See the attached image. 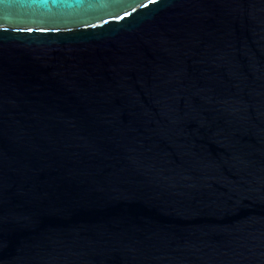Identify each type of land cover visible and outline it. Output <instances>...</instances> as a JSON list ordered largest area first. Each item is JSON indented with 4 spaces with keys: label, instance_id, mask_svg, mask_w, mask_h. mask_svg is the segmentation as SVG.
<instances>
[{
    "label": "water",
    "instance_id": "1",
    "mask_svg": "<svg viewBox=\"0 0 264 264\" xmlns=\"http://www.w3.org/2000/svg\"><path fill=\"white\" fill-rule=\"evenodd\" d=\"M0 264H264V0H0Z\"/></svg>",
    "mask_w": 264,
    "mask_h": 264
}]
</instances>
